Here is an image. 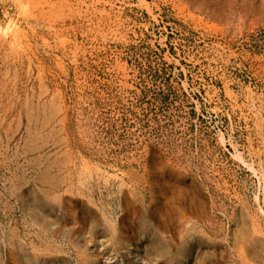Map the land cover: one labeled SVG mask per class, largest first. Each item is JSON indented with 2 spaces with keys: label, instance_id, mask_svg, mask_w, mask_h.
<instances>
[{
  "label": "rangeland",
  "instance_id": "374dc122",
  "mask_svg": "<svg viewBox=\"0 0 264 264\" xmlns=\"http://www.w3.org/2000/svg\"><path fill=\"white\" fill-rule=\"evenodd\" d=\"M55 214L74 264L79 227L98 264H264V0H0V264Z\"/></svg>",
  "mask_w": 264,
  "mask_h": 264
},
{
  "label": "bare ground",
  "instance_id": "6f19581e",
  "mask_svg": "<svg viewBox=\"0 0 264 264\" xmlns=\"http://www.w3.org/2000/svg\"><path fill=\"white\" fill-rule=\"evenodd\" d=\"M55 215H56V217H54V220L57 219L55 221L58 224H60V226L53 231L48 225H45L44 223L40 224L42 231L40 232V234H37L35 236L34 240H31V242L29 243L30 248L27 251V253L25 254V259H23V258L21 259L20 257L17 259L14 258L15 264H74L73 261L70 259V257L66 256L67 253H65L63 251L62 246L60 247L58 245V247H55L54 244L52 245L53 239H55L57 241V239L60 238V231L62 229V227H61L62 220H60V217H58L57 214H55ZM51 219H53V218H51ZM54 220H50L51 223H54ZM186 223H187V221H186ZM104 231H105V233L110 234L112 236L114 235V233H116L115 226H113L111 224L108 226L105 225ZM83 233H84L83 227L82 228H80V227L79 228H73L71 230V236L72 237L70 236L69 243L73 245V247L76 251V262H77V264H98V262H97L98 257L97 256L93 255V253H91L87 247L83 248V247H81L80 244H77L73 241V237H75V236L81 237V236H83ZM254 241H255V239H254ZM118 244L121 248L128 249V246L126 247L125 243L122 244L120 242ZM183 245H185V244H183ZM177 246H178V244H177ZM177 246H175V247H177ZM95 257H97V258H95ZM177 259H179V258H177ZM177 261H179V260H177ZM181 262L182 261L177 262V263H181Z\"/></svg>",
  "mask_w": 264,
  "mask_h": 264
}]
</instances>
